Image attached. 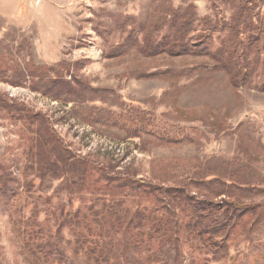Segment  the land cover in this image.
I'll use <instances>...</instances> for the list:
<instances>
[{
    "label": "rangeland",
    "instance_id": "rangeland-1",
    "mask_svg": "<svg viewBox=\"0 0 264 264\" xmlns=\"http://www.w3.org/2000/svg\"><path fill=\"white\" fill-rule=\"evenodd\" d=\"M188 5L196 18L186 42L205 41L211 51L242 61L251 75L243 85L202 68L210 61L204 56L149 57L129 48L107 57L129 44L131 34L141 39L144 27ZM233 9L232 0H0V264H37L25 248L29 231H37L36 243L47 241L61 221L73 225L78 209H100L97 195L68 174L55 178L28 159L38 121L27 124L17 108L43 116L75 157L137 179L186 187L193 195L205 192L195 180L215 175L264 189V6L238 33L224 27ZM127 16L134 24H121ZM169 31L164 24L152 35L166 39ZM44 80L89 91L75 100L55 86V99L33 86ZM86 113L110 124H89ZM263 198L245 194L247 203ZM135 204L128 199L124 206ZM62 234L72 255L69 226ZM185 251L204 258L189 242ZM263 258L264 241L237 234L228 256L209 263L264 264ZM78 262H85L82 254Z\"/></svg>",
    "mask_w": 264,
    "mask_h": 264
},
{
    "label": "trees",
    "instance_id": "trees-1",
    "mask_svg": "<svg viewBox=\"0 0 264 264\" xmlns=\"http://www.w3.org/2000/svg\"><path fill=\"white\" fill-rule=\"evenodd\" d=\"M232 4L233 13L224 27L238 33L241 27L252 22L253 13L260 5L264 6V0H232ZM261 14L264 17V9ZM195 18L193 5L169 10L163 20L153 21L149 28L144 27L141 39L131 34L129 44L112 48L107 57L122 56L129 48L149 57L204 56L210 61L201 64L202 68L222 71L233 86L243 85V80L250 79L251 75L242 61L235 63L220 50L211 51L205 41L194 46L186 42ZM135 21L136 18L127 16L121 24H134ZM164 24L170 27L167 38L154 39L152 33ZM243 58L246 60L245 56ZM33 86L55 99L59 98L58 92H64L73 95L75 100H82L89 91L81 87L76 89L66 81L55 85L53 80H44ZM55 86L58 92L53 89ZM16 111L25 114L29 125L38 121L37 138L29 141L28 159L55 178L68 174L73 184L78 188L86 187L100 202V209L89 205L85 214L79 209L75 211L73 225L61 221L47 241L36 243L37 231H29L25 248L37 264H79L80 254L85 258L83 264H210L228 256V241L237 234L264 241V198L257 203L245 201L246 193L261 195L263 188L245 187L239 179L215 175L208 180H195L205 192L193 195L186 187H167L137 179L127 172L114 171L109 165H99L88 157H75L51 131L43 116L24 108ZM82 118L89 124L101 120L106 124L109 120L88 113ZM133 130L130 134L136 136ZM220 196L224 197L218 201ZM128 199L136 201L134 208L124 206ZM183 217L187 218L184 222ZM64 226H69L74 236L72 255L66 251ZM185 242L204 258L198 259L185 251Z\"/></svg>",
    "mask_w": 264,
    "mask_h": 264
}]
</instances>
